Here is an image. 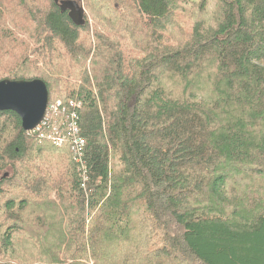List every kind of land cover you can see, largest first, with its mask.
I'll list each match as a JSON object with an SVG mask.
<instances>
[{
    "label": "trees",
    "instance_id": "obj_1",
    "mask_svg": "<svg viewBox=\"0 0 264 264\" xmlns=\"http://www.w3.org/2000/svg\"><path fill=\"white\" fill-rule=\"evenodd\" d=\"M71 1L0 0V81L85 141L79 169L0 112V264H264V0H113L126 42Z\"/></svg>",
    "mask_w": 264,
    "mask_h": 264
},
{
    "label": "water",
    "instance_id": "obj_2",
    "mask_svg": "<svg viewBox=\"0 0 264 264\" xmlns=\"http://www.w3.org/2000/svg\"><path fill=\"white\" fill-rule=\"evenodd\" d=\"M80 24L83 25V20ZM48 104L49 94L41 80L0 81V112L17 115L24 132L32 131L42 122Z\"/></svg>",
    "mask_w": 264,
    "mask_h": 264
},
{
    "label": "built area",
    "instance_id": "obj_3",
    "mask_svg": "<svg viewBox=\"0 0 264 264\" xmlns=\"http://www.w3.org/2000/svg\"><path fill=\"white\" fill-rule=\"evenodd\" d=\"M80 108L81 104L74 101H68L67 103L56 101L53 104H49L44 120L33 131L29 132L28 135L38 136V138L48 141L58 148L64 145L66 137H68L70 140V150L74 156V162L83 169L85 141L79 136L78 112ZM65 112H67L66 118L64 116ZM61 115L64 117L65 132L55 139L50 133L59 130L63 121H58L55 127L50 129V117H58Z\"/></svg>",
    "mask_w": 264,
    "mask_h": 264
},
{
    "label": "rangeland",
    "instance_id": "obj_4",
    "mask_svg": "<svg viewBox=\"0 0 264 264\" xmlns=\"http://www.w3.org/2000/svg\"><path fill=\"white\" fill-rule=\"evenodd\" d=\"M212 1L213 0H211L210 2L213 5ZM94 6H95V8L98 9V11H96L94 8H91V10H90L91 14L95 17L94 18L93 16H90L89 19H88L89 20L88 22H89L91 27L96 21H98V26L100 24L104 25L106 23V25H107L106 27H110V28L115 27L117 24H121V26L123 28V31L122 30H118V31H115V33L116 34L120 33V35H122L121 37L124 39L125 42H126V39L128 38V36H132L134 31H136L137 28H136L135 22H133L134 19H131V20L119 19L117 16H113L115 14H112L113 10L111 9V7L112 6L117 7L115 4H113V0H94ZM184 15H185L186 21L183 23V27H188L190 22H191L190 19L194 20L195 16H194L192 10L189 9V8H185L184 9ZM203 17H205V15H202V16L200 15L198 19H201ZM108 19H109L108 22H110L111 25H109L106 22ZM137 21L140 22V21H143V20L141 18H137ZM180 30L184 31L183 28H180ZM145 35L146 34L143 32V33H141V35H138L136 37H132V38L130 37L131 44L132 45L135 44L136 43V41H135L136 39L143 40V37H145ZM171 35H172V37H176V33L173 32V31L171 32ZM113 41L114 42H118L117 45H127L126 43H119L120 41H119L118 38H117V40L113 38ZM56 46L58 47V45H56ZM49 104H50V100H49ZM49 104H48V106H49ZM81 107H82V105H81ZM80 110H81V108H80ZM46 112H47V110H46ZM29 132H31V131H29ZM29 132H25V133L28 135ZM64 132H65V123L63 121L62 124H61L60 129L57 130L56 132L54 131V132H52L50 134L53 135L55 137V139H56ZM38 139L42 140L40 138H38ZM78 167H79V169H81L80 165Z\"/></svg>",
    "mask_w": 264,
    "mask_h": 264
},
{
    "label": "flooded vegetation",
    "instance_id": "obj_5",
    "mask_svg": "<svg viewBox=\"0 0 264 264\" xmlns=\"http://www.w3.org/2000/svg\"><path fill=\"white\" fill-rule=\"evenodd\" d=\"M56 1L58 5L64 6L65 10H69L71 12L73 16L72 19L74 18L76 23L81 21L78 4H76L71 0H56Z\"/></svg>",
    "mask_w": 264,
    "mask_h": 264
}]
</instances>
